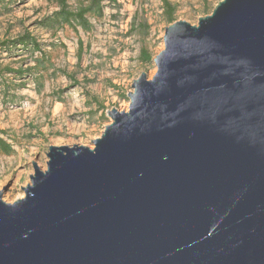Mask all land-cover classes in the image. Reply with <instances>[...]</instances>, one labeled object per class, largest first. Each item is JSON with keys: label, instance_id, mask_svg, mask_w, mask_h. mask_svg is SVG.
<instances>
[{"label": "water", "instance_id": "1", "mask_svg": "<svg viewBox=\"0 0 264 264\" xmlns=\"http://www.w3.org/2000/svg\"><path fill=\"white\" fill-rule=\"evenodd\" d=\"M95 149L0 192V264H264V0L165 29Z\"/></svg>", "mask_w": 264, "mask_h": 264}, {"label": "rangeland", "instance_id": "2", "mask_svg": "<svg viewBox=\"0 0 264 264\" xmlns=\"http://www.w3.org/2000/svg\"><path fill=\"white\" fill-rule=\"evenodd\" d=\"M221 1L170 0L175 20L193 26ZM116 2L119 7L105 0L104 17L90 18L93 28L76 32L67 25L47 27L60 0H0V138L14 150L11 156L0 152L4 202L25 198L35 162L47 169L49 147L94 150L92 140L111 124L107 112H128L134 81L143 73L148 80L155 76L154 59L164 50L169 26L162 0ZM67 7L76 11L78 0H67ZM26 35L40 51L15 44ZM143 48L153 57L149 65L139 61Z\"/></svg>", "mask_w": 264, "mask_h": 264}, {"label": "trees", "instance_id": "3", "mask_svg": "<svg viewBox=\"0 0 264 264\" xmlns=\"http://www.w3.org/2000/svg\"><path fill=\"white\" fill-rule=\"evenodd\" d=\"M104 1L105 0H78V9L76 11H72L69 7H67V0H60L61 10L50 17L46 25L51 29L57 28L56 30H60L67 25L71 26L76 32L78 28L88 32L93 28L90 24V18L98 20L104 17V6L102 5ZM109 1L114 4L115 7H119L116 0ZM162 2L165 19L170 26L176 22V8L171 4L170 0H162ZM18 42L23 48H25V50L33 49V51H40V45L29 35L20 38V40L15 42V44ZM139 61L144 65L152 63L153 57L146 48L141 50ZM11 72L18 74L19 76L24 74V71ZM124 97L126 98V96ZM100 109L103 110L102 107H100ZM106 119V116H104L103 120L105 121ZM0 152L6 156L14 154L12 146L2 138H0Z\"/></svg>", "mask_w": 264, "mask_h": 264}]
</instances>
